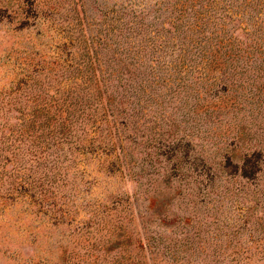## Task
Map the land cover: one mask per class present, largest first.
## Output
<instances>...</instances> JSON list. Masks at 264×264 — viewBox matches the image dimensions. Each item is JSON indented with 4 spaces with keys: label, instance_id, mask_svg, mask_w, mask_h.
I'll return each mask as SVG.
<instances>
[{
    "label": "rangeland",
    "instance_id": "1",
    "mask_svg": "<svg viewBox=\"0 0 264 264\" xmlns=\"http://www.w3.org/2000/svg\"><path fill=\"white\" fill-rule=\"evenodd\" d=\"M175 3L0 0V137L17 138L22 126L29 138L14 148L38 156L25 166H39L34 179L44 182L69 169L65 191L75 203L70 225L28 202L0 204V264H65L73 248L75 262L89 264H264V171L254 182L225 169L226 156L241 166L248 151H264V65L237 67L224 88L219 78L233 67L223 73L175 62L178 34L168 24ZM168 50L174 57L160 68ZM95 79L116 96V115L124 110L109 123L92 116ZM141 88L154 101L139 102ZM86 118L95 153L78 158L85 173L74 178L72 133L62 145L49 133L55 120L73 130Z\"/></svg>",
    "mask_w": 264,
    "mask_h": 264
},
{
    "label": "trees",
    "instance_id": "2",
    "mask_svg": "<svg viewBox=\"0 0 264 264\" xmlns=\"http://www.w3.org/2000/svg\"><path fill=\"white\" fill-rule=\"evenodd\" d=\"M175 2L176 9L172 13V20L168 22L175 33L178 34L175 37V42L177 43V50L175 52L178 53V58L175 62H179L181 65L186 66V68L191 66L192 69H197L200 66H204L202 68L204 70L212 69V71L223 73L233 67L232 71L234 72L231 71L223 79L219 78L222 81L221 84L233 80L234 75L237 74V67L243 65L247 68L258 69L264 65V0H175ZM131 22L134 23V21ZM131 30L130 27H127V31ZM156 40L158 39L153 37L148 42L155 43ZM159 40L162 41V44H165V49L169 47L170 41H166L164 38H160ZM163 56V61L157 60L160 68H163L164 66L162 65L168 63L166 62L168 57H174V52L168 50ZM169 62L175 64L173 59ZM127 72L130 74L129 78L132 83L138 81L137 76L139 74L132 73L128 69ZM94 82V90L98 93L97 102L99 105L96 106L97 108L95 106L92 107V116L94 117L98 115L96 113H99L101 114L100 116L105 118L106 123H109L108 117L115 119L117 116L123 115L124 110L121 109H119V114L116 115V96L110 93L107 82L104 79L100 81L95 79ZM94 84L88 87L91 94L93 93L92 87ZM223 87L226 88L224 84ZM224 88L222 92L226 93L228 90ZM141 92L142 94L137 93L136 95L139 102L142 97L151 99V96L143 88H141ZM207 94H210V92H207ZM187 97L189 96L187 95ZM151 100L154 101L153 99ZM118 108L116 107V109ZM90 121L91 118L82 119L81 121L77 120L72 130V125L68 127L66 120H55V131L49 133V137L52 138L53 143L56 145L64 144L65 138H68L67 136L72 133L70 138L76 144L75 151H72L73 154H71V161L75 164L71 168V170H75L72 173L74 178H76L75 175L78 173H82L83 176L85 173V170L78 168L80 166L77 163L80 162L78 158H86L95 153V150L92 149L94 140L92 138L88 139ZM101 123H103V119ZM43 124L44 121L41 123V128ZM45 124L47 127V122ZM65 130H68V134H66ZM16 133L17 138L8 137L4 132L0 137L1 208L5 209L8 205L12 206L17 200H20L28 202L30 206L46 209L48 212L53 213L52 220L57 222L56 224L67 223L70 225L65 217L71 216V206L75 204L73 201L74 195L71 191L66 192L65 189L71 180V176H69L71 171L65 169V174L59 171L52 177V180L46 182L42 181L41 178L34 179V175L37 174L36 169L39 166L28 168L25 166V160L28 157V160H32L31 157H38L37 153L32 149H27L26 152L21 145L14 148L16 143L23 142L25 136L29 138L22 126ZM117 137H119V133L116 130L115 142ZM33 140H40V137H36ZM114 141L111 142V147L116 149ZM225 158L227 161L225 169L233 167L235 172L237 171V175L244 180L255 182L264 171L262 165L264 163V151L262 149L248 151L241 166L234 164L230 155ZM55 168L54 171H57V167ZM233 174L231 173V176ZM169 202L170 198H165L161 208L165 207ZM120 204L121 201L118 199L112 201L115 209ZM124 205L130 207V201L125 200ZM60 212L61 215H59ZM60 216L61 218H59ZM93 220L94 217H91L90 222ZM168 220H165L164 224L171 226ZM72 222L74 223V221ZM117 228L118 223L115 225L114 233H116ZM121 229H123V226H121ZM126 235V233H123V235L115 237L110 236L109 241H121ZM153 239L154 237H152ZM99 241L101 242V240ZM74 251L75 248L69 249L65 264H89L87 260L75 262L77 254Z\"/></svg>",
    "mask_w": 264,
    "mask_h": 264
}]
</instances>
